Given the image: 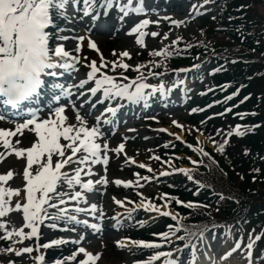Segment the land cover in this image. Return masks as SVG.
Listing matches in <instances>:
<instances>
[{"label":"rangeland","instance_id":"obj_1","mask_svg":"<svg viewBox=\"0 0 264 264\" xmlns=\"http://www.w3.org/2000/svg\"><path fill=\"white\" fill-rule=\"evenodd\" d=\"M234 1L240 3V0ZM230 2L231 0H208L207 2L205 0H144L145 7L149 9L147 12L149 15L148 19L151 21L159 20L158 24L152 23L153 26H147L142 29V31L147 33L143 37L144 45L137 42L139 33L134 35L136 41L131 37L129 39L130 43L126 44L124 37L119 36L118 32L125 25H129L128 27L130 29L139 20L146 18L147 14L130 13L121 21L118 18V10L113 7L109 10L107 16L101 15L98 20H92L90 15L86 16L84 13L76 11L77 4H69L68 15L70 19L65 21L66 24L63 22L60 23V27L63 29L62 35L68 37V40L62 41V43H64L67 51L72 55L81 57V59L79 62H73V66L70 69L63 70L65 75L63 77H57L62 78L60 79L61 81L67 80L69 83L76 84L81 79L86 78V74L89 71L88 65L92 60H96L99 64L102 54L107 62L112 60L119 62L122 60L130 66L137 64L145 65L142 71L148 77V83L158 84L160 82L159 78H154L149 75V69L151 71L157 69L160 73H164L166 86H171V83L177 78L184 81V83L173 88L167 96L161 97L158 93L154 94L147 104L141 101L138 104L134 103V107L118 109L115 114L105 113L111 123L103 124L101 122V126L108 137L107 143L109 148L114 149L120 143H124L125 148L119 155L113 151L108 152L109 162L106 173L104 172L105 166L101 162L92 165L95 175L91 177L82 175V179L93 178L94 180H100L101 176L106 175L108 183L106 185L103 183L94 184L95 189L92 193L84 192L87 198L86 203L83 200L74 202L68 200L67 196H65L66 204H60L58 202L59 198L54 197L51 203L56 204V207L49 208L47 205L44 206L47 209L48 219L40 225L42 235L40 236L39 243H48L53 239L60 240L66 238L71 240L63 246L64 248H60L68 251L63 252L62 256L57 258L64 260V264H78V261L84 258L82 253H77L76 260L69 261L66 259L76 252V249L80 246L85 247L93 254L97 252L101 253L96 264H137L131 255V250L136 249L137 245H133L130 239L123 237L124 221L137 214V212L142 214L143 219L138 222V225L141 227L149 223H155L161 217L173 218L175 216V219L178 221L183 222L186 220L185 216H180L178 212L169 204H165L164 200L161 199L163 197L161 185L167 180L166 177L179 179L187 176L188 178V174L192 175L191 169L193 167L203 172L204 166L202 164L194 165L191 163V160H202L204 162V156L200 152L195 151L196 148H201L207 153L209 152L211 157L217 158L216 155L220 157L215 145L208 137L195 129H193V132L196 134L194 138L186 132L187 124L185 119L190 112L189 100L193 96L199 95L201 89L208 85L206 77L207 67L212 63L216 55L247 58L246 62L248 64L264 63L263 58L254 52H249L244 48H238V50L236 49L234 51L231 47L235 46L234 42L221 34V30L217 28L221 22H225L221 18L218 19V17L226 12V5ZM251 3L254 17L257 18V24L264 31V0H251ZM209 15L210 19L207 21L210 22L211 18L215 17L213 19L215 22L213 24L210 22L205 27L201 26V18L205 17L206 19ZM164 17H168L169 19H164ZM172 19L185 21V23L179 26L173 25L170 22ZM153 31L157 32L158 35L153 37L151 35ZM165 34H167V38H165ZM78 35L85 37L83 42L76 39ZM177 37H182V39L177 41L176 44H173L172 41L176 40ZM89 38L96 43L100 49L99 52L89 46ZM184 40H202L205 43L203 47L206 48L204 49V53L192 58L195 62L193 65L198 66L196 68H192V65L187 67L183 64L172 65L168 58L165 59L162 56L152 55L154 51H159L165 46H168V49L171 51L174 45H181ZM78 47H81L80 51H76ZM113 50H115V55H113ZM125 50L131 54L130 58L119 56ZM85 57L87 58V63L85 62ZM149 61L161 62V66H153ZM165 63L166 67L163 66ZM179 69H187V71L178 72L177 70ZM103 71H107L110 75L123 72L125 76L130 78H135L138 74L134 67H130L127 71L117 68L115 73L112 72L111 68L103 69ZM259 75L260 86L258 87L261 88L260 91L263 97L262 104L264 105V70L259 71ZM119 78L117 76V79ZM92 84L93 82L89 81L86 88L92 86ZM73 91L77 102L83 101L90 95L85 91L84 96L81 97L75 93V90ZM95 101L96 97L93 96L82 110V114H85L89 121V126L94 122L95 116L99 115L109 103V101H105L103 104H96L95 109H92L91 103H95ZM124 101H119L118 103L112 101L111 103L116 107ZM8 108L12 111L8 112L0 108V112H3L6 116H12L16 111L22 114L24 113L23 107L12 109L8 106ZM89 112L92 114L87 115ZM69 113H71V110L66 109V114ZM41 115H46V113H42ZM153 117L155 118L153 119ZM173 121H177L178 123L174 124ZM17 122L18 118L0 121V127L14 129ZM68 123H77L74 113L70 114ZM241 131L246 132V129L241 128ZM17 135L20 134L17 133ZM12 140L14 143L15 137H12ZM34 140V133L25 129L23 130L21 144L16 146L29 147ZM175 142L189 143L192 154H173L167 160L162 159L160 155L164 151L163 148L168 146L166 144ZM0 152H6L4 159L0 160V174H6L8 171L13 172V176L5 183V187H18L23 189V184L25 183L23 180V171L26 167V155L17 157L15 153L7 152L2 146H0ZM127 157L134 158L136 163H132ZM155 157H159L160 159H156ZM189 157H191V160H189ZM164 161H169V163H165ZM140 164L150 166L151 171L148 168H141ZM71 167L74 168L75 165ZM206 167L209 168V166ZM68 168L69 166H65L63 170L66 171ZM174 169H187L188 172L175 171ZM135 173H139V177L134 175ZM69 174L71 175L72 173L69 172ZM222 174L225 175L226 173L222 172ZM143 177H150V179L146 180ZM117 179L124 181L131 180L133 184L117 185L115 183ZM237 181L238 184H241V178H238ZM228 187L229 189L222 187L223 189L219 190L224 191L223 193L226 195L233 194L236 184H228ZM62 190L69 195L73 191L67 185H64ZM75 190L79 191L81 189L77 186ZM113 198L122 200L123 205L116 204ZM17 199L13 195L11 200L13 210L7 213L5 217H1L7 221L9 230H12L14 227L20 228L25 223L22 209H15ZM148 200H151L157 206H162L164 211L171 212L173 216L146 210L142 204ZM216 201H218L217 205L196 203L192 206H195V208L201 211L205 208L212 219L208 218L206 221L204 220V224L196 225L190 230V232L194 233L191 242L190 258L189 254L183 248L177 247L175 242L169 240L170 242H162V248L156 252L171 253L170 257L159 256L154 260H150L155 255V252L147 257L146 260L141 261L140 264H145V262L149 261L150 264H165L166 259L177 260L179 264H191L193 258L192 245H195V264H212V261H215V264H248L246 257L247 250L244 246L249 242L250 235L253 237L254 243L251 258L252 264H264V223H234V220L232 222L224 221L226 215L222 211V208L229 205V200L226 199V196H222L221 199ZM256 201H253V203ZM20 202L24 203L25 201L21 200ZM93 203L98 205L96 216L90 214V205ZM77 205L86 206L89 208V211L78 213L75 211ZM184 205L188 206V203L185 202ZM60 208L67 209V216L57 215ZM101 210L104 213L102 222L103 230L101 232H96L82 223L77 224L74 220L68 218L75 216L80 221L88 220L90 223H96L99 222L97 218ZM117 213L119 216H117ZM117 220L120 221L119 227L116 226ZM53 223L57 225L54 228L50 227ZM72 229H75V231ZM24 231L27 232L30 229L24 227ZM201 232H203V237L200 236ZM258 234L261 238L255 240L254 237ZM81 235L84 236V239L80 241L79 245L72 242L78 240ZM155 237L162 238L159 235ZM12 240L16 241L13 247L17 250L22 247L33 248V252L21 253L20 255H17L15 252H6L8 260L17 258L20 264H40L39 261L34 259L37 255L43 254L46 259L50 251L56 250L52 248L54 245L48 248L41 247L37 249L35 237L22 239L13 236ZM117 241H123L126 246L121 248L117 244ZM236 241H242L241 248L222 260L221 256L223 253L233 248ZM63 255H65L64 258H62ZM209 257H211V260Z\"/></svg>","mask_w":264,"mask_h":264},{"label":"snow or ice","instance_id":"obj_2","mask_svg":"<svg viewBox=\"0 0 264 264\" xmlns=\"http://www.w3.org/2000/svg\"><path fill=\"white\" fill-rule=\"evenodd\" d=\"M78 3L79 0H0V97H2V103L12 109L24 108L23 114L16 111L12 116H6L3 112H0V121L18 118L14 129L0 127V146L7 152L15 153L17 157L26 155V167L23 171V180L25 181L23 189L5 187V183L13 176L12 171L0 174V217H5L7 213L13 210L11 200L13 195H15L18 198L15 202V209H22L25 221L22 227H14L9 230L7 221L0 220V229L4 231V236L0 237V239L12 240L13 236L22 239L35 237L37 249L67 243L64 239H53L44 244L39 243L42 235L40 225L48 219L45 205L49 208L56 207V204L51 203L54 197L59 198L58 202L60 204H66L65 196H67L68 200L74 202L83 200L86 203L87 198L84 195V190L92 191L94 184L103 183L106 185L108 183L106 175L101 176L100 180L91 178L85 180L82 179V175L89 177L95 175L92 165L101 162L105 166L104 172L106 173L109 162L108 152L113 151L119 155L125 148V144L120 143L114 149H110L107 143L108 137L102 130L101 122L103 124L111 123L105 113L115 114L117 111V107L113 106L111 102L116 101L118 103L126 100L130 103L138 104L143 101L147 104L154 94L158 93L161 97L167 96L173 88L184 83V81L177 78L171 83V86H166L164 82L165 74L152 72L151 69H149V75L159 78L160 82L158 84L148 83V77L142 71L145 65L130 66L122 60L119 62L117 60L107 62L102 54L99 64L96 60L90 62L86 78L81 79L78 83L72 84L67 80L56 79L57 77H63L65 75L63 70L70 69L73 66V62H79L81 59V57L72 55L65 49L62 41L68 40V37L62 35L63 29L60 27V22L70 19L68 15L69 4ZM84 5V15H90L92 20H98L101 15L107 16L109 10L113 7L118 10V18L121 21L130 13L146 15L149 11L145 7L144 0H84ZM164 19L169 18L164 17ZM170 22L177 26L185 23V21L175 19ZM150 23L158 24L159 20L151 21L144 18L135 23L130 29L131 33H139L137 42L141 45H144L143 37L147 35L142 29L146 28ZM151 35L155 37L158 33L153 31ZM165 38H167V34H165ZM76 39L83 42L85 37L78 35ZM181 39L182 37H177L172 43L176 44ZM89 46L97 52L100 51L96 43L91 41L90 38ZM81 47H78L76 51H80ZM185 47L190 48L192 45L186 44ZM113 55H115V50H113ZM152 55L162 56L166 59L168 56L174 55V52L170 51L168 46H165L159 51H154ZM119 56L130 58L131 54L125 50ZM84 59L87 63V58L85 57ZM149 63H152L153 66H161V62L149 61ZM163 66L166 67V63ZM130 67H134L138 73L135 78L125 76L123 72L110 75L107 71H103V69L111 68L112 72L115 73L117 68L127 71ZM196 67L198 66L192 65V68ZM177 71H187V69H179ZM117 76L120 78L117 79ZM49 77L53 79L50 80ZM89 81H92L93 84L86 88ZM73 90L81 97L84 96L85 91L90 95L83 101L77 102ZM41 96L45 97L43 103H40ZM93 96L96 97V101L91 105L92 109H95L96 104H103L105 101H109V103L99 115L95 116L94 122L89 126V121L86 115L82 114V110L83 105L91 100ZM66 109H70L71 113H74L76 124L68 123L71 113L66 114ZM200 110L193 108L191 111ZM226 111H230V109H226ZM42 113H46V115L42 116ZM91 114V112L87 113V115ZM173 123L177 124L178 122L173 121ZM201 123H204V121H201ZM253 127L256 126L254 125ZM25 129L34 133L35 140L29 147H17L16 145L21 144L23 130ZM235 131L238 135H244L240 125L236 126ZM17 133L20 135H17ZM231 135L232 131H229L223 143L218 145L219 151L224 152L225 145L229 142L228 137ZM12 137H15L14 143ZM212 142L216 143L215 140ZM195 151L200 152L202 156L208 155L201 148H196ZM248 151V149H245V154ZM78 153L79 155H77ZM124 154L126 155V153ZM5 155L6 152H0V160H3ZM155 158L160 159L159 157ZM127 159L134 164L136 163L132 157H127ZM189 160H191V157H189ZM164 162L169 163V161ZM191 163L194 165L202 164L203 161L191 160ZM72 165H75V167H71ZM65 166H69L66 171L63 170ZM140 167L148 168L151 171L148 165L140 164ZM174 170L188 172L187 169ZM69 172L72 174L70 175ZM134 175L139 177L140 174L135 173ZM143 179L147 180L150 177H143ZM188 179H193L191 174H188ZM115 183L117 185H132L133 181L117 179ZM197 183L200 182L197 181ZM64 185L73 190L71 195L62 190ZM77 186L81 190H75ZM141 195L143 194L141 193ZM169 195L164 193L163 197H161L165 204L171 203V200L168 199ZM113 199L116 204L123 205L122 200ZM21 200L25 202L21 203ZM176 202L185 203L178 198ZM187 203L189 207H192L197 202L189 201ZM142 206L149 211L173 216L171 212L164 211L162 206L155 205L151 200L144 202ZM90 209V214L96 216L98 205L93 203L90 205ZM75 211L78 213L85 212V209L76 206ZM57 215L67 216V209L60 208ZM117 216H119L118 213ZM68 218L74 220L77 224L82 223L89 226L96 232L103 230L104 213L102 210L97 218L99 222L96 223H90L88 220L80 221L75 216ZM173 218L175 219L176 217L173 216ZM119 223L120 221L117 220V227H119ZM56 226L55 223L50 225L53 228ZM24 227L29 228L30 231L25 232ZM179 227L181 226L178 225L177 228L179 229ZM72 230L75 231V229ZM169 230L171 231V226ZM185 233L187 234V229H185ZM154 235L167 238L169 232L155 233ZM200 236L203 237V232L200 233ZM177 238L182 239V237ZM260 238L259 234L254 237L255 240ZM83 239L84 236L81 235L78 240L72 242L79 245ZM241 242L236 241L234 247L224 252L221 259H226L237 249L241 248ZM15 243L16 241L13 240V244ZM131 243L150 248L159 246L154 241L145 240H133ZM117 244L121 248L126 246L123 241H117ZM244 247L247 250L248 264H252L251 258L254 243L251 235L249 236V242ZM192 248L193 258L191 264H195V245H192ZM0 251L15 252L20 255L21 253L33 252V248L22 247L17 250L14 247H8ZM77 253H82L84 256L83 259L78 261V264H96L101 255L99 252L93 254L85 247L80 246L76 249V252L66 259L69 261L76 260ZM159 256L170 257L171 253L156 252L150 260H154ZM34 259L39 261L40 264H48L43 254L37 255ZM209 259L211 260V257ZM8 264H15V262L9 260ZM51 264H64V260L56 259ZM137 264H140V262H137ZM145 264H150V261L145 262ZM165 264H179V261L166 259ZM212 264H215V261H212Z\"/></svg>","mask_w":264,"mask_h":264},{"label":"trees","instance_id":"obj_3","mask_svg":"<svg viewBox=\"0 0 264 264\" xmlns=\"http://www.w3.org/2000/svg\"><path fill=\"white\" fill-rule=\"evenodd\" d=\"M225 11L218 17L225 22H221L217 28L221 30V34L234 42L235 46H231L234 51L244 48L264 60V31L254 17L251 0H240V3L231 0ZM208 19L210 18H201V26L215 22H208ZM186 44H191L192 47H185ZM204 46L202 40H184L183 44L175 46L174 55L169 56L170 61L173 65H190L194 62L192 58L204 53ZM233 58L215 56V63L211 66L215 71L208 73L209 86L205 88L211 90L190 101L191 107L201 110L192 112L187 117L190 126L200 129L212 141H216L218 151V145L222 144L227 133L232 131L224 152L219 151L220 157L216 155L217 158L211 157L208 152V155L204 156L203 172L191 171L192 180H175L174 184L177 186L168 184L165 192L170 194L172 201L179 198L185 201H199L206 205L210 202L217 205L216 200L226 196L229 205L222 208L226 215L224 221L260 224L264 223V105L261 88L258 86L259 71L264 70V63L248 64L247 58ZM237 125L248 128L249 131L239 136L235 131ZM254 125L256 127H253ZM245 149L249 150L247 154ZM163 150L165 152L162 154L167 157L171 153L191 154L187 146L181 143L171 144ZM222 172L226 173V177ZM238 178H241V184L237 183ZM228 184H236L233 194L226 195L224 191L219 190L223 189L222 187L229 189ZM190 187L193 189L190 190ZM198 188H201L199 197L195 195ZM255 200L257 201L253 203ZM173 204L180 214L186 213L191 217V223L204 224L206 219L211 218L205 208L201 211L174 202Z\"/></svg>","mask_w":264,"mask_h":264},{"label":"bare ground","instance_id":"obj_4","mask_svg":"<svg viewBox=\"0 0 264 264\" xmlns=\"http://www.w3.org/2000/svg\"><path fill=\"white\" fill-rule=\"evenodd\" d=\"M146 18L148 19L149 18V15H146ZM129 25H125V26H123L120 30H119V32H118V35L119 36H123L124 37V42L126 43V44H129L130 43V38L131 37H133V39L135 40L136 38H135V34L136 33H131L130 32V29H129V27H128ZM149 27L150 26H153V24L152 23H150L149 25H148ZM136 41V40H135ZM79 100H81L80 98H78ZM88 103V102H87ZM87 103H85L84 105H83V107H85L86 106V104ZM91 104H93V103H91ZM135 106V104L134 103H130V102H128V101H124V102H122V103H120L119 105H118V109H123V108H125V107H128V108H131V107H134ZM118 109H117V111H118ZM93 122V121H92ZM135 123H136V121H135Z\"/></svg>","mask_w":264,"mask_h":264}]
</instances>
